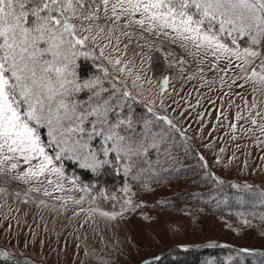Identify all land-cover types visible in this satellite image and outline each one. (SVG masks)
<instances>
[{
  "label": "snow or ice",
  "instance_id": "snow-or-ice-1",
  "mask_svg": "<svg viewBox=\"0 0 264 264\" xmlns=\"http://www.w3.org/2000/svg\"><path fill=\"white\" fill-rule=\"evenodd\" d=\"M137 29L139 39L145 41L139 47L153 51V43L145 33L164 37L189 55L226 61L228 66L243 73L241 78L245 83L251 82L254 91L264 94V0H0V192L8 190L10 181L43 184L44 180L54 186L53 191H60L64 169L56 162L63 159L74 160L97 176L106 167L114 169L117 175L122 169L125 182L118 191L123 197L109 193L103 186L85 184L81 191L95 205L88 212L110 221L117 217L124 219V213L142 206L132 201L135 193L127 182L130 174L132 180L141 182L136 173L145 163L151 170L153 156L155 167L161 168L169 162L179 164L177 153L181 149L185 156L189 155L192 146L187 130L165 114L163 93L169 83L168 76L159 82L157 95L161 110H157L154 101H147L146 114L142 115L134 110L136 98L103 65L100 66L103 76L93 75L83 83L77 81V60L84 57L94 62L98 58L87 47L88 43L99 46L98 38L108 40L99 47L100 57L107 59L121 74L126 70L131 74L122 58L105 56L104 49L115 40L113 51H117L120 37L130 42ZM128 48L129 44L125 43V51ZM154 50L163 52L169 68L179 63L180 71H184L185 61L171 49L157 46ZM146 59L149 69L159 70L151 63V56ZM140 78L137 75L133 84ZM105 81L111 84L110 89ZM147 82L152 83L151 79ZM83 89L90 93L86 103L74 98ZM251 107H257L255 99ZM256 117H261V122ZM241 118L237 114V120ZM251 124L264 134V113L257 111L251 117ZM232 128L235 131L236 125ZM43 135L47 137L46 142ZM97 138L99 148L93 147ZM110 154H114V159ZM198 158L204 161L203 156ZM21 161L28 167L18 171ZM202 167L217 185L225 183L207 172V163ZM77 179L71 182L76 184ZM143 186L149 190L146 183ZM230 187L242 194H258L264 205V186L257 189L245 183ZM31 192L39 193L40 188L30 187L24 195L29 196ZM43 195L51 196L52 192L44 188ZM84 199L81 196L74 202L80 204ZM101 199L116 202L112 204L113 210H103L97 203ZM39 204L46 206L44 200ZM117 204L119 211L115 210ZM80 211L85 209L81 207ZM259 219L264 236V215ZM240 223L251 226L243 213H240ZM217 246L225 247L208 245ZM0 257L9 258L10 254L0 252ZM246 257L264 259V251L239 248L235 250V258L229 256L224 264H245Z\"/></svg>",
  "mask_w": 264,
  "mask_h": 264
},
{
  "label": "rangeland",
  "instance_id": "rangeland-1",
  "mask_svg": "<svg viewBox=\"0 0 264 264\" xmlns=\"http://www.w3.org/2000/svg\"><path fill=\"white\" fill-rule=\"evenodd\" d=\"M100 15L103 19L102 12ZM136 33L130 42L121 36L117 51H113L116 47L115 40L110 47L104 49L105 56L122 58L131 74L127 70L121 74L107 59L100 57L99 47L107 44L108 40L98 38L99 46L92 43L87 45L98 57L93 71L82 76L78 69L77 81L83 83L93 75L103 76L100 71V66L103 65L117 83L122 88L126 87L136 98L140 108L134 110L137 115H142L146 114L147 101H154L157 110H161L157 95L160 90L159 82L163 76H168L169 83L163 93L167 109L165 114L175 118L174 122L181 129L187 130L186 135L191 138L189 143L192 147L187 156L183 149L177 153L181 161L179 164L169 162L161 169L173 168L175 165L177 168L183 166L187 169L180 172L174 170L166 179L146 183L149 189L147 191L143 186L145 182H129L130 174L127 182L135 193L132 201L142 206L124 213V219L117 217L112 221L87 211L95 205L89 203L88 196L81 188L85 184L96 185L97 188L103 186L109 193L115 192L117 196L123 197L124 194L118 189L125 180L108 182L103 175L97 176L91 170L81 168L74 160L63 159L56 162L57 166L63 165L64 169L65 178L61 181L63 188L60 191H53L54 186L48 185L43 177L40 178L44 180L43 184L35 181L30 184L10 181L8 190L0 192V252L9 253V258L15 263L141 264L176 246L212 244L229 248L217 256L207 257L202 264H224L229 256L235 258V250L239 248L264 251V236L261 235L259 219L264 215V206L259 209L248 208L241 203L243 194L240 193L234 197L239 206L231 215L212 211L211 209L218 208L219 203L215 199L213 201L211 195L205 196V190L200 187L203 178L210 180L211 177L205 175V169L196 155V151H199L207 159V172L215 173L230 185L248 183L257 189L264 186V134L251 124V117L257 111L264 113V94L254 91L253 84L245 83L241 78L243 73L238 68L228 66L224 60L217 62L210 56L189 55L178 44L173 45L164 37L156 38L145 33L147 40L153 43V51L149 52L147 48L138 46L145 41L139 39L138 29ZM125 43L129 44L127 51L124 49ZM157 46L171 49L176 56L182 58L185 61L184 71H180L179 63L169 68L164 61L163 52L154 50ZM146 56L153 58L151 63L159 70L149 69ZM80 59L87 60L86 62L92 60L80 57L77 60L78 66ZM213 64L217 66L213 67ZM137 75L141 78L134 85L133 80ZM149 79L151 84L147 82ZM105 86L111 88L107 81ZM89 95V90L83 89L75 93L74 98L86 103ZM254 99L257 103L255 109L251 107ZM237 114L242 118L237 120ZM256 119L258 123L261 122V117ZM232 125H236L235 131ZM247 129L252 131H246ZM233 136L236 138L233 139ZM42 139L46 142V135ZM93 147H100L99 138L93 141ZM48 151L51 153L52 150ZM110 158L114 159V154H110ZM151 159L153 168L150 170L145 163L136 174L152 177L158 172L155 157ZM26 167L28 165L21 161L18 171H23ZM111 170L108 175L118 176L114 169ZM101 172L104 174L107 170L102 169ZM119 175L124 179L122 169ZM51 178L56 179L54 176ZM73 178H78L76 184L71 182ZM30 187H38L40 192H31L29 196H25L24 193ZM44 188H48L52 195L44 196ZM16 192H20V195L17 196ZM224 192L227 193V190ZM189 193L195 197L193 200L184 199ZM249 195L253 198V203L259 198L258 194ZM81 196L85 199L76 204L74 201ZM173 199L178 201L176 206H166ZM24 200L28 202L24 203ZM40 200H44L46 206L39 204ZM97 203L103 210L112 211V204L116 202L101 199ZM81 207L85 211H80ZM115 210L119 211V204ZM77 212L79 215H76ZM240 213L251 221V226L240 223ZM244 260L245 264H264V259L258 257H246Z\"/></svg>",
  "mask_w": 264,
  "mask_h": 264
},
{
  "label": "trees",
  "instance_id": "trees-1",
  "mask_svg": "<svg viewBox=\"0 0 264 264\" xmlns=\"http://www.w3.org/2000/svg\"><path fill=\"white\" fill-rule=\"evenodd\" d=\"M87 61V60H86ZM84 60L80 59L79 62V73L80 75L84 76L87 73H89L90 71H93L94 68V64H96L97 59L93 62V60H91L90 62H86ZM134 109L139 110L140 108V104L134 103L133 104ZM142 106V105H141ZM144 108V106H142ZM196 155H197V159L199 160V156H202L199 151H196ZM201 164L203 163H207L208 165V161L206 158H204V161H200ZM186 170L187 168H184L183 166H181L180 168H177L176 165L173 168H159V171L156 172L155 174H153L152 177H145V176H141V182H157L161 179H166V177L169 176V173H171L172 171H183ZM105 170H107V173L102 174L105 178V180H107L108 182H114V181H124V179L122 178V176L118 175V176H111L108 175V172L111 170L109 168H105ZM112 171V170H111ZM177 172V173H178ZM175 173V172H174ZM212 175L216 176L217 178H219L215 173L210 172ZM87 177L89 176L88 173ZM173 178V177H172ZM178 178V177H176ZM220 179V178H219ZM129 182L131 183H138V181L132 180L131 178H129ZM223 180V179H221ZM224 181V180H223ZM225 183L223 185H217L212 179L207 180V178H203V180L200 183V187L201 189L205 190L204 195L208 196L211 195L212 200L214 201L217 200V202L219 203L218 208H214L211 209L212 211H215L217 213L220 214H232L234 212L235 208H238L239 204L236 203V199L234 197L237 196V194H240L241 192L234 189L232 190L230 188V183L228 181H224ZM213 184V187L209 186ZM221 187V189H220ZM224 190H227V193L224 192ZM218 196H216V195ZM242 194V193H241ZM179 197H176V199ZM190 199L193 200L195 197L192 195V193L189 195L187 194L186 197H184V199ZM173 199L171 200L166 206H176L177 204V200ZM242 204L248 206V208L250 209H259L262 208V204L260 203V199L257 198L255 199L256 202L253 203V198H251V196L249 194H243L242 197ZM172 202V203H171ZM203 206H206L205 204H203ZM207 208V206H206ZM217 209V211H216ZM187 249V251H185L184 249ZM229 248V246H225V247H208V245L206 246H176L174 248H169L161 253H159L157 256L147 259L143 262H141V264H202L204 262V260L211 256H217L220 253H224V251ZM27 262V261H25ZM0 263H4V264H17L14 262L13 259L10 258H4V257H0ZM29 262H27L28 264Z\"/></svg>",
  "mask_w": 264,
  "mask_h": 264
}]
</instances>
